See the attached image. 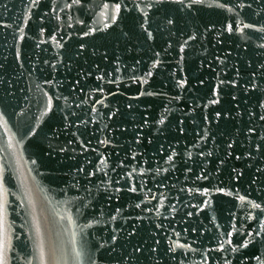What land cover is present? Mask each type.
<instances>
[{"label":"water","instance_id":"obj_1","mask_svg":"<svg viewBox=\"0 0 264 264\" xmlns=\"http://www.w3.org/2000/svg\"><path fill=\"white\" fill-rule=\"evenodd\" d=\"M0 264H264V0H0Z\"/></svg>","mask_w":264,"mask_h":264}]
</instances>
